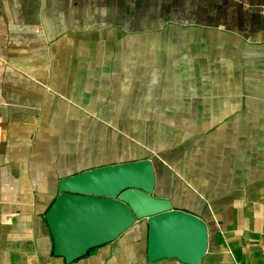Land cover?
I'll use <instances>...</instances> for the list:
<instances>
[{
	"label": "crops",
	"instance_id": "crops-1",
	"mask_svg": "<svg viewBox=\"0 0 264 264\" xmlns=\"http://www.w3.org/2000/svg\"><path fill=\"white\" fill-rule=\"evenodd\" d=\"M144 159L200 264H264V0H0V264H187L146 222L54 254L61 180Z\"/></svg>",
	"mask_w": 264,
	"mask_h": 264
},
{
	"label": "water",
	"instance_id": "water-1",
	"mask_svg": "<svg viewBox=\"0 0 264 264\" xmlns=\"http://www.w3.org/2000/svg\"><path fill=\"white\" fill-rule=\"evenodd\" d=\"M150 159L95 168L61 180L60 194L45 214L54 254L71 263L110 243L137 223L148 226L149 261L177 258L200 264L209 247L203 218L174 208L156 193Z\"/></svg>",
	"mask_w": 264,
	"mask_h": 264
},
{
	"label": "built area",
	"instance_id": "built-area-1",
	"mask_svg": "<svg viewBox=\"0 0 264 264\" xmlns=\"http://www.w3.org/2000/svg\"><path fill=\"white\" fill-rule=\"evenodd\" d=\"M261 248H262V250H263V252H264V244L261 245Z\"/></svg>",
	"mask_w": 264,
	"mask_h": 264
}]
</instances>
